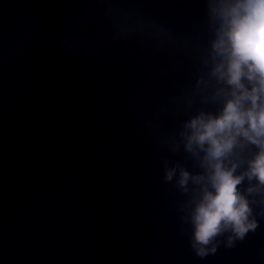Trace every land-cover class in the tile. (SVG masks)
Segmentation results:
<instances>
[{"label": "water", "instance_id": "obj_1", "mask_svg": "<svg viewBox=\"0 0 264 264\" xmlns=\"http://www.w3.org/2000/svg\"><path fill=\"white\" fill-rule=\"evenodd\" d=\"M232 2L0 0V264H264V184L249 176L264 144L242 135L221 160L254 227L193 248L214 189L189 125L235 99L213 74L214 11Z\"/></svg>", "mask_w": 264, "mask_h": 264}, {"label": "clouds", "instance_id": "obj_2", "mask_svg": "<svg viewBox=\"0 0 264 264\" xmlns=\"http://www.w3.org/2000/svg\"><path fill=\"white\" fill-rule=\"evenodd\" d=\"M214 16L220 24L213 49L222 59L216 64L213 74L233 86L235 99L226 103L218 117L205 118L202 114L189 125L192 129L188 137L189 147L193 141L209 146L206 159L210 162L211 172L208 180L214 189L212 191L202 185L200 199L192 212L193 248L202 257L209 251H215V248L203 246L222 230L230 227L242 237L254 227L247 222L248 203L237 190L243 177L233 175L234 168H225L221 158L231 151L241 135L253 143L264 144V140L258 139L264 137V106L257 103L259 95L264 93V0L224 3L214 11ZM244 78L255 82L250 91L245 88ZM247 100L251 101V107L245 109ZM171 176L169 173L168 178ZM249 176H255L264 184V148L250 162ZM188 178V173L182 172L180 184L185 185ZM202 179L194 177L198 183Z\"/></svg>", "mask_w": 264, "mask_h": 264}]
</instances>
